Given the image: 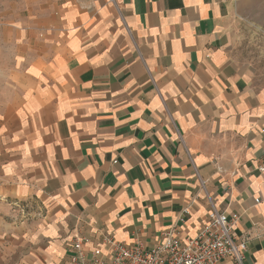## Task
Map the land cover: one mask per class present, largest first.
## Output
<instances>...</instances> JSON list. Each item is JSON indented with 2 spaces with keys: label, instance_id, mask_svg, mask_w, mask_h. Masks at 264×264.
Masks as SVG:
<instances>
[{
  "label": "crops",
  "instance_id": "0c3cea01",
  "mask_svg": "<svg viewBox=\"0 0 264 264\" xmlns=\"http://www.w3.org/2000/svg\"><path fill=\"white\" fill-rule=\"evenodd\" d=\"M21 1L0 46V264L192 236L200 177L264 264V0Z\"/></svg>",
  "mask_w": 264,
  "mask_h": 264
},
{
  "label": "built area",
  "instance_id": "2783aa9c",
  "mask_svg": "<svg viewBox=\"0 0 264 264\" xmlns=\"http://www.w3.org/2000/svg\"><path fill=\"white\" fill-rule=\"evenodd\" d=\"M109 1L120 11L118 0ZM200 185L212 207L206 222L194 235L181 238L175 229H170L164 232L163 241L151 248L141 241L126 244L108 236L102 251L90 253L84 249V238L78 236L68 264H246L249 240L236 233L240 215L218 209L202 177ZM260 201L255 199L256 203ZM18 207L23 210L21 205Z\"/></svg>",
  "mask_w": 264,
  "mask_h": 264
},
{
  "label": "rangeland",
  "instance_id": "374dc122",
  "mask_svg": "<svg viewBox=\"0 0 264 264\" xmlns=\"http://www.w3.org/2000/svg\"><path fill=\"white\" fill-rule=\"evenodd\" d=\"M27 15V9L23 6L21 0H0V46L5 47L7 43L6 33L8 29H11L13 26L21 27L22 25L18 23L8 22L9 20H21L22 17ZM26 29V28H25ZM6 56L3 55V58ZM2 73V72H0ZM1 80V77H0Z\"/></svg>",
  "mask_w": 264,
  "mask_h": 264
}]
</instances>
